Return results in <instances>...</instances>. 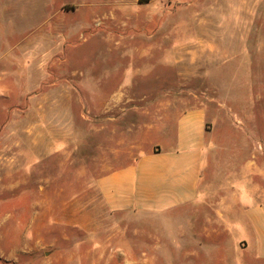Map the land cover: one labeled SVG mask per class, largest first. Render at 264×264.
<instances>
[{
	"label": "rangeland",
	"instance_id": "obj_1",
	"mask_svg": "<svg viewBox=\"0 0 264 264\" xmlns=\"http://www.w3.org/2000/svg\"><path fill=\"white\" fill-rule=\"evenodd\" d=\"M146 1L129 20L143 24ZM219 1L209 13L206 1L199 7L209 32L195 30L214 45L210 64L191 66L175 61L185 49L174 43L192 41L185 34H166L161 59L147 50L163 34L108 32L99 20L70 32L75 18L59 10L67 0H0V264H94L100 247L99 264H182L181 250L210 249L204 235L181 241L174 215L108 210L95 184L163 143L194 104L207 113V168L223 177L220 188H237L227 176L256 156L264 200V0ZM192 68L198 77L185 74ZM30 236L49 241L34 252ZM61 236L81 242V259L63 256L73 244Z\"/></svg>",
	"mask_w": 264,
	"mask_h": 264
},
{
	"label": "crops",
	"instance_id": "obj_2",
	"mask_svg": "<svg viewBox=\"0 0 264 264\" xmlns=\"http://www.w3.org/2000/svg\"><path fill=\"white\" fill-rule=\"evenodd\" d=\"M67 1L70 8L59 7V10L62 11L61 15L75 18L70 32L87 31L88 27L97 26L95 22L99 20V26L108 32L123 27L120 29L127 32L163 34L147 50L148 55L158 50L161 59H167L170 54L166 34H185L184 39L190 36L192 41L174 43L175 51L185 49L182 53L175 52V61L180 63L186 60L187 65L191 66L210 64L214 45L207 35H204V41L198 39L200 36L195 34V30L205 26L209 32V21L199 19V7L206 1L209 13L214 1L219 0H191L186 5L177 6L179 10L176 11L153 7L157 4L156 0H148L143 3L148 7L143 15V24L129 20L130 17L138 16L133 12L141 5L139 0ZM63 3H67L66 0ZM120 20L125 22L124 25H119ZM185 74L198 77L199 71L198 68H192ZM206 119V110L198 104L183 109L176 117L174 130H168L164 135L163 143L144 152L129 164L97 177L95 184L101 201L112 212H152L166 214V217L174 215L175 220L179 221L176 232L185 243L196 239L199 234L204 235L211 243L210 249L181 250L179 256L182 264H209L198 259L200 256L215 258L210 264H264V200L262 185L257 180L262 175V166L256 163V156L254 165L248 164L245 158L243 166L227 176L237 177L239 186L220 188L222 184L219 179L223 177L207 168L205 151L213 134L206 127ZM39 214H35L36 220ZM184 219L187 221L185 226L182 222ZM61 237L63 241L73 244L72 250L65 251L63 256L70 260L74 254L81 259L84 255L81 242L72 236ZM30 240L37 246L34 252L40 249L39 242L43 244L41 247H46L49 241L46 236H30ZM96 249L93 263L99 264L103 252L101 247ZM86 251L91 253V250ZM43 252L49 253L48 250ZM189 257L196 259L186 261ZM144 264H152V261L147 260Z\"/></svg>",
	"mask_w": 264,
	"mask_h": 264
},
{
	"label": "trees",
	"instance_id": "obj_3",
	"mask_svg": "<svg viewBox=\"0 0 264 264\" xmlns=\"http://www.w3.org/2000/svg\"><path fill=\"white\" fill-rule=\"evenodd\" d=\"M139 1H141V0H139Z\"/></svg>",
	"mask_w": 264,
	"mask_h": 264
}]
</instances>
